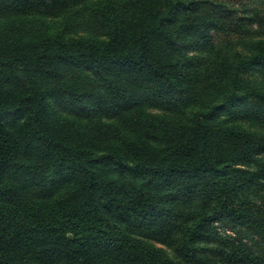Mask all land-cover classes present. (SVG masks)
Instances as JSON below:
<instances>
[{
	"label": "trees",
	"instance_id": "1",
	"mask_svg": "<svg viewBox=\"0 0 264 264\" xmlns=\"http://www.w3.org/2000/svg\"><path fill=\"white\" fill-rule=\"evenodd\" d=\"M85 1L0 0V14ZM92 16L103 39L0 27V264H176L121 222L186 264H264V132L211 118L233 104L264 123V89L243 80L264 68V38L234 57L180 47L263 29L264 0H98ZM51 100L95 116L55 121ZM57 185L51 200L30 191Z\"/></svg>",
	"mask_w": 264,
	"mask_h": 264
},
{
	"label": "rangeland",
	"instance_id": "2",
	"mask_svg": "<svg viewBox=\"0 0 264 264\" xmlns=\"http://www.w3.org/2000/svg\"><path fill=\"white\" fill-rule=\"evenodd\" d=\"M98 0H86L85 2L77 5L62 9L57 14L51 15H22L13 12H4L0 14V27L2 29H8L10 27L15 28L17 33L21 34L24 38H35L46 34H57L61 33L65 36H84L94 39H103L104 32L95 23L92 16L95 4ZM118 2L120 0H117ZM234 1V0H231ZM242 4H249L252 0H241ZM240 5V4H239ZM237 5V7H239ZM251 32L246 35L239 33L228 32L218 33L215 35L213 48L201 49L195 46L191 42H181L180 47L189 56H210L215 50H223L228 52L232 57L242 54L247 55L250 51V45L260 39L264 38V28H259L257 25L251 26ZM243 80L248 85H256L259 88L264 89V68H251L244 72ZM220 99H213V102H219ZM135 108V107H134ZM147 113L152 115H165L167 114L162 108L154 105H147L145 107ZM240 109L233 104H226L221 106L211 118L213 121H225L232 125L241 126L247 130H251L257 133L264 132V123L257 122L252 119H243L238 117ZM51 114L55 121L58 120H75L80 123H85L88 119H91L93 114H84L78 108L70 106L66 103L51 100ZM190 114L189 110H183L178 115L187 118ZM25 114L21 112H9L4 115L3 120L10 128H15L19 123L22 122ZM108 122L115 123L122 128L118 117L105 118ZM52 182L59 177L53 176ZM61 187L57 185L50 191L36 186L30 191L31 194L37 198L43 200H51L57 196ZM122 227L130 235L148 242L150 245L164 250L168 256L176 264H186L182 258L176 253L173 246L164 244L162 241L154 238L147 231L145 226L139 223H122ZM231 233V231H228Z\"/></svg>",
	"mask_w": 264,
	"mask_h": 264
}]
</instances>
